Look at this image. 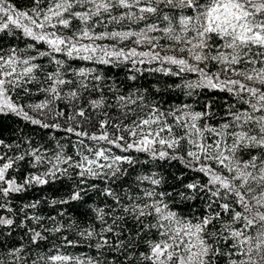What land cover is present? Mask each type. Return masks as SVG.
Here are the masks:
<instances>
[{"label":"snow or ice","instance_id":"snow-or-ice-1","mask_svg":"<svg viewBox=\"0 0 264 264\" xmlns=\"http://www.w3.org/2000/svg\"><path fill=\"white\" fill-rule=\"evenodd\" d=\"M0 264H264V0H0Z\"/></svg>","mask_w":264,"mask_h":264}]
</instances>
